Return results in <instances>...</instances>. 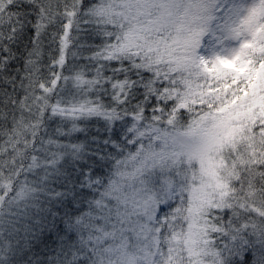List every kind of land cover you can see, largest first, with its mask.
<instances>
[{
	"label": "snow or ice",
	"instance_id": "obj_1",
	"mask_svg": "<svg viewBox=\"0 0 264 264\" xmlns=\"http://www.w3.org/2000/svg\"><path fill=\"white\" fill-rule=\"evenodd\" d=\"M234 11L218 0H0V201L95 120L109 133L97 163L114 170L94 185L88 228L115 232L112 264H248L249 250L264 264V0L240 13L231 55L202 47L209 21Z\"/></svg>",
	"mask_w": 264,
	"mask_h": 264
},
{
	"label": "trees",
	"instance_id": "obj_2",
	"mask_svg": "<svg viewBox=\"0 0 264 264\" xmlns=\"http://www.w3.org/2000/svg\"><path fill=\"white\" fill-rule=\"evenodd\" d=\"M52 54L45 36L39 60L47 64ZM21 66L22 62L13 65ZM50 127L55 128V123L52 122ZM84 127L85 130H77L64 138L67 150L62 151L53 168H47L42 184L35 187L29 209L23 212L28 220L24 225L22 219L19 224L25 226L24 234L13 241L12 233L8 234L6 228L12 225H7L4 230L0 227V264H112L113 244L117 239L115 232L111 237L107 233L101 236L88 228L98 198L94 185L101 179L106 182L114 170L111 163L103 162L101 168L96 160L97 151L104 147L101 141L109 133L103 122L97 124L95 120L86 122ZM31 178L30 175L28 181ZM229 215L226 213V221ZM220 243L223 246L227 241L221 238ZM244 257H251L248 264H257L258 257L252 251L245 252Z\"/></svg>",
	"mask_w": 264,
	"mask_h": 264
},
{
	"label": "rangeland",
	"instance_id": "obj_3",
	"mask_svg": "<svg viewBox=\"0 0 264 264\" xmlns=\"http://www.w3.org/2000/svg\"><path fill=\"white\" fill-rule=\"evenodd\" d=\"M219 8L224 9L225 7L229 9H235L232 17L225 19L223 16H214L212 20L209 21V30L206 34L208 37L202 43V47L205 49H212L213 47H219L220 52L210 51L209 58L223 54L225 56L231 55L237 46L236 39L232 35V29L238 23L240 18V13L243 12L245 7L251 2V0H218ZM213 41H215V45H213ZM204 55V53H201ZM72 132L69 130L68 134L71 135ZM60 152L58 154V158L56 163L61 156ZM0 159H6L3 152H0ZM55 163V164H56ZM54 164V165H55ZM54 165L51 167L53 168ZM47 173V168L45 167H37L32 169L31 171H27L24 175H21L19 184L16 186L15 193L9 196L6 200L0 201V227L1 230L7 225H12L7 228V233H12L13 241L17 239L18 236L24 234V227L19 226V224L28 220V217L25 215L29 209L28 203H31L32 196L35 192V187L42 184L45 179V175ZM6 174V170H5ZM32 176V178L28 181V178ZM40 183L38 184V182ZM145 185H148V181H144ZM19 218V219H18ZM22 224V223H21ZM16 226H18L16 228ZM1 239V238H0ZM2 242L0 241V247L2 246ZM8 250V248H6Z\"/></svg>",
	"mask_w": 264,
	"mask_h": 264
}]
</instances>
